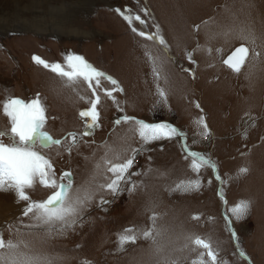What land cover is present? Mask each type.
Masks as SVG:
<instances>
[{
  "label": "rangeland",
  "instance_id": "1",
  "mask_svg": "<svg viewBox=\"0 0 264 264\" xmlns=\"http://www.w3.org/2000/svg\"><path fill=\"white\" fill-rule=\"evenodd\" d=\"M126 6L133 11L148 8L154 22L161 26L176 63L168 60L156 45L131 32L115 11ZM249 13L256 31L264 32V0H139V4L137 0H0V102L8 96L27 101L39 93L50 114L58 117L48 126L54 137L78 131V111L86 104L55 74L32 59L40 56L49 63H62L68 53L84 56L121 83L127 93L128 114L149 122L168 121L187 131L190 138L198 130L193 123L200 114L195 108L198 102L214 136L211 145L203 141L195 148L210 151L217 161L227 180L223 187L229 208L239 201L250 202L248 216L240 221L233 218L234 227L253 264H264V63L251 71L249 79H245L246 72L237 76L222 64L240 41L234 35L225 36L221 23L232 15L243 20ZM197 42L201 46L193 57L197 63L189 65L185 50L192 51ZM142 44L164 61L163 73L169 81L168 107L152 110L154 86ZM208 48L212 49L211 54ZM217 48H222L223 53H218ZM181 65L191 66L196 78L182 72ZM103 86L108 88L110 84L104 81ZM78 90L80 95H89L86 85H79ZM246 112L256 118L255 126L244 116ZM102 113L104 130L97 132V143L106 136L105 130L111 127L115 115L111 102L103 96ZM7 124L0 112V129ZM117 132L123 133V129ZM244 132L247 139L242 138ZM130 136L129 133V142L135 146ZM81 152L82 156L73 155L70 165H57L64 170L74 169L77 184L88 178L93 165L91 159H83L91 156L92 150L82 147ZM50 154L55 158V152ZM151 155L152 167L157 171L144 179V187L131 196H121L107 213L91 211L83 230L45 246L36 243L34 250L61 258L60 264H81L85 259L93 264H154L156 257L149 242L140 240L120 251L116 234L126 227L138 232L150 227L149 217L155 212L164 254L178 258L180 264H192L197 259V252L183 248L189 234L210 237L229 264H247L233 254L234 245L223 219L225 207L216 194L218 182L211 190L206 186L199 193L169 195V187L193 174L182 159L179 145L167 144L163 152L157 150ZM139 163L145 164V158H140ZM242 167L249 172L239 174ZM204 175L207 177L208 173ZM32 195L39 199L46 193L38 188ZM0 196L4 200L1 203L17 210L7 217L11 220L18 214L19 205L11 193L0 192ZM194 215H200L201 220H193ZM208 217L213 219L208 221Z\"/></svg>",
  "mask_w": 264,
  "mask_h": 264
},
{
  "label": "snow or ice",
  "instance_id": "2",
  "mask_svg": "<svg viewBox=\"0 0 264 264\" xmlns=\"http://www.w3.org/2000/svg\"><path fill=\"white\" fill-rule=\"evenodd\" d=\"M115 11L133 34L156 45L167 54L168 60L176 63L161 26L154 22L147 7H139L137 11H133L126 6L123 9L116 8ZM250 17V13L243 20L232 15L221 23L225 36L234 35L240 41L239 46L226 59H222V64L237 76L246 72L245 79H249L251 71L264 63V32L256 31ZM149 19L153 23L149 24ZM195 30H199V25L195 26ZM200 47L197 42L192 51L185 50L189 65L197 63L193 57ZM141 48L154 86L155 101L152 110L168 107L169 81L168 76L163 73L164 61L153 55L147 44H142ZM207 51L211 54L212 49L208 48ZM216 51L223 53L222 48H217ZM32 59L36 65L55 74L65 87L76 92L86 107L78 111L80 129L69 131L57 138L48 131V126L58 117L50 114L45 98L39 93L27 101L8 96L0 102V112L8 121L7 127L0 129V192L13 194L14 202L19 205L18 214L11 220L0 223V264H60L61 258L35 251L36 243L45 246L57 238L83 230L89 222L91 211L107 213L109 206L114 205L121 196H131L144 187V179L157 171L152 167L154 161L151 153L157 150L163 152L167 144L179 145L182 159L193 174L190 178L176 182L174 187H169V195L173 192L199 193L206 186L211 190L214 182H218L220 187L216 194L225 207L223 219L225 230L234 245L233 254L247 261V264H253L251 257L241 246L242 242L233 220L240 221L248 216L250 202L239 201L229 208L223 187L227 180L221 174L217 161L213 159L210 151H199L195 148L203 141L211 145L214 136L207 114L198 102L195 103V108L199 109L200 114L193 120L198 130L190 138L187 131L168 121L149 122L128 114L127 93L121 83L84 56L68 53L64 55L62 63H49L40 56H33ZM181 71L192 79L196 78L195 70L191 66L181 65ZM104 81L110 87L105 88ZM81 84L86 85L89 90L88 96L79 94L78 86ZM102 96L111 102L115 115L111 120V127L105 130L106 136L97 143V132L104 130ZM244 116L255 126V117L247 112ZM117 129H123V133H118ZM129 133L135 146L129 142ZM242 138L247 139V132L242 134ZM82 147L92 150L91 156H84L83 159H91L93 165L88 178L77 184L74 169L69 167L64 170L57 165L61 162L70 165L74 154L83 155ZM52 152H55V158L50 154ZM142 157L145 158V164L139 163ZM248 172L247 167L239 169L241 175ZM204 173H208L207 177ZM166 175L167 173H161V176ZM38 188L46 196L34 199L32 194ZM157 219L158 215L153 212L149 217L150 227L139 232L133 227L122 229L116 234L117 248L124 251L126 246L136 245L143 240L150 243L156 257L154 264H180L178 258L172 259L164 254L165 245L161 243L162 233L156 227ZM192 219L200 221L201 216L194 215ZM212 219L207 218L208 221ZM185 240L183 248L197 252V259L192 264H229L221 256L219 247H214L210 237L189 234ZM81 264L93 262L85 259Z\"/></svg>",
  "mask_w": 264,
  "mask_h": 264
},
{
  "label": "bare ground",
  "instance_id": "3",
  "mask_svg": "<svg viewBox=\"0 0 264 264\" xmlns=\"http://www.w3.org/2000/svg\"><path fill=\"white\" fill-rule=\"evenodd\" d=\"M1 196H0V215L2 216V218H0V223H4L7 219L8 216H10V213H12L13 211H17L15 209H13L11 206L9 205H4L3 201H1ZM3 221V222H2Z\"/></svg>",
  "mask_w": 264,
  "mask_h": 264
},
{
  "label": "water",
  "instance_id": "4",
  "mask_svg": "<svg viewBox=\"0 0 264 264\" xmlns=\"http://www.w3.org/2000/svg\"><path fill=\"white\" fill-rule=\"evenodd\" d=\"M229 54H230V53H229ZM229 54H228V55H229ZM226 58H227V56H226L224 59H226ZM224 66H225V65H224ZM225 67H226V66H225Z\"/></svg>",
  "mask_w": 264,
  "mask_h": 264
}]
</instances>
